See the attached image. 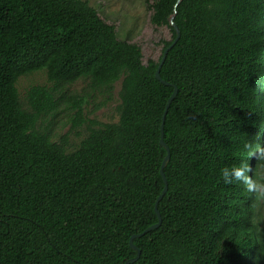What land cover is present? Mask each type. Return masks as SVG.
I'll use <instances>...</instances> for the list:
<instances>
[{
  "label": "trees",
  "instance_id": "obj_1",
  "mask_svg": "<svg viewBox=\"0 0 264 264\" xmlns=\"http://www.w3.org/2000/svg\"><path fill=\"white\" fill-rule=\"evenodd\" d=\"M156 59L83 0H0V264H264L258 190L221 169L264 168V0H151ZM177 27L180 37L155 78ZM42 71L52 87L17 82ZM87 81L120 83L118 120L83 117ZM174 88L164 121L163 113ZM90 123L70 151L37 124L59 101ZM162 126V131H161ZM169 149V161L160 174ZM158 228L134 237L158 223Z\"/></svg>",
  "mask_w": 264,
  "mask_h": 264
},
{
  "label": "rangeland",
  "instance_id": "obj_2",
  "mask_svg": "<svg viewBox=\"0 0 264 264\" xmlns=\"http://www.w3.org/2000/svg\"><path fill=\"white\" fill-rule=\"evenodd\" d=\"M93 7L99 16L115 27L117 37L120 40L136 42L141 46L143 61L156 59L161 47L158 44L161 39L168 38L165 29L155 30L148 23L150 11L147 9L151 0H83ZM35 86L52 87L42 71L22 76L18 79L17 90L21 102L26 108L25 97L27 91ZM120 83H116L113 90L107 94L95 90L87 81H78L74 85L64 89L65 97H84L83 117L98 123H114L118 120L117 106L119 104L118 91ZM76 109L70 101H59L55 111L45 115L39 120L37 127L48 132L51 139L58 142L66 138L70 151L74 150L87 134L90 123L73 128V119ZM259 185L264 186V168L261 171ZM258 192L262 195L259 208L264 215V187Z\"/></svg>",
  "mask_w": 264,
  "mask_h": 264
},
{
  "label": "water",
  "instance_id": "obj_3",
  "mask_svg": "<svg viewBox=\"0 0 264 264\" xmlns=\"http://www.w3.org/2000/svg\"><path fill=\"white\" fill-rule=\"evenodd\" d=\"M172 19H173V18L171 17V18L169 19V22H170V24L173 26V28L175 29L176 37H175L174 41L171 43V45H170L169 47H167V48L165 49V51L163 52V55H162V58H161L160 64H159V66H158V68H157V70H156V72H155V78H156V80H158L159 82H161L162 84L167 85V86H168L169 84H167V83H165L164 81L161 80L160 75H159V71H160V68H161L162 64H163L164 61H165V58H166L168 52H169V51L171 50V48L177 43V41H178V39H179V37H180V33H179L177 27L175 26V24L173 23ZM176 93H177V90H176V88H174V91H173L172 95L170 96V98H169L168 101H167V104H166V107H165V111H164V113H163L162 121H164L165 116H166V113H167V110H168V108H169V106H170L172 100H173L174 97L176 96ZM161 131H162V126H161ZM159 144H160V146L164 147V149H165L166 152H167V155L165 156V158H164V160H163V163H162V166H161V170H160V174H161V176H162V178H163V181H164V184H165V188H164L163 192L161 193V195L159 196V198L157 199V201H156V205H157L158 201L162 198V196L164 195V193L166 192V185H167V182H166V179H165L164 174H163V169L165 168V166L167 165V163H168V161H169V149H168L167 145H166V144L163 142V140H162V134H161V138H160ZM155 211H156L157 216H158V223L155 224V225H153V226H151V227H149V228L146 229L143 233H141V234H139V235H137V236H133V237L130 239V241H129V245H130V247H131L133 250H135V251L137 252L136 257H135L134 259L130 260V262H134V261H136V260L139 258V255H140L139 250H138V249L132 244V239H133L134 237H140V236L144 235L146 232H149V231H151V230H153V229L158 228L159 225H160V221H161V220H160V216H159V213L157 212V209H156V208H155Z\"/></svg>",
  "mask_w": 264,
  "mask_h": 264
},
{
  "label": "clouds",
  "instance_id": "obj_4",
  "mask_svg": "<svg viewBox=\"0 0 264 264\" xmlns=\"http://www.w3.org/2000/svg\"><path fill=\"white\" fill-rule=\"evenodd\" d=\"M248 172V165L243 163L221 169L223 182L227 185H231L235 182H241L249 192L259 190L261 187H264L256 184L252 177L248 175Z\"/></svg>",
  "mask_w": 264,
  "mask_h": 264
}]
</instances>
